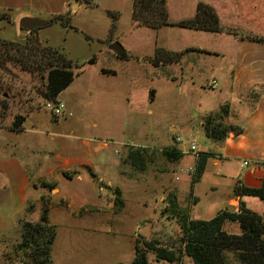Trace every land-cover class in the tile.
Returning a JSON list of instances; mask_svg holds the SVG:
<instances>
[{
	"label": "rangeland",
	"instance_id": "rangeland-1",
	"mask_svg": "<svg viewBox=\"0 0 264 264\" xmlns=\"http://www.w3.org/2000/svg\"><path fill=\"white\" fill-rule=\"evenodd\" d=\"M67 1L75 3L72 9L66 0H0V264H22L16 254L21 221H39L48 206L45 199L59 198L57 187L66 198L60 204L68 207L50 216L55 228L52 264H128L136 240L141 246L154 241L175 251L172 262L157 260L147 251L149 264H194L181 250L180 224L168 209L169 194L177 195L189 217L210 219L223 205L226 187L209 189L207 180L218 181L209 169L192 191L188 168H195L196 156L189 143L194 138L198 147L210 144L199 119V105L208 99L198 90L190 92L186 80L169 78V73L180 72L184 60L168 67L167 54L155 56L159 44L182 47L199 35L178 25L156 31L160 28L136 24L132 0ZM197 1L165 0L169 22L192 18ZM60 4L66 10L60 14L65 25L46 10L60 9ZM21 11L53 22L35 34L20 31L12 18ZM115 41L124 57L109 48ZM183 52H174L180 53L176 60ZM65 64H71L73 80L56 100H47V71ZM17 115L25 117L21 133L10 131ZM176 136L181 138L178 143ZM84 141L92 144L93 152L86 157L92 173L70 164L62 174L78 169V177L45 174L55 153L71 159L83 153ZM171 147L183 152L179 160L170 161L164 154ZM137 148L144 151L142 170L132 166L127 155ZM41 174L57 187L50 192L30 185L25 192L28 208L20 211L23 176L35 180ZM115 188L124 202L121 210L115 206ZM224 229L240 233L234 221L226 222ZM225 257L227 264H242L236 251H226Z\"/></svg>",
	"mask_w": 264,
	"mask_h": 264
},
{
	"label": "crops",
	"instance_id": "crops-1",
	"mask_svg": "<svg viewBox=\"0 0 264 264\" xmlns=\"http://www.w3.org/2000/svg\"><path fill=\"white\" fill-rule=\"evenodd\" d=\"M199 1L213 8L221 31L188 29L186 31H194L199 35L194 43L182 47H173L167 43L159 46L172 52L184 50L180 60L167 61L166 66H178L181 65V60H184L180 72L169 73V78L172 81L186 80L190 92L198 90L204 97L207 96L208 101L199 105V111L202 112L199 117L201 127L204 128L205 120L211 118L210 122L232 125L237 132H229L221 140L208 137L210 144L198 147L200 152L210 155L204 159L200 180L191 188L194 191L203 183L210 169V175L216 177L218 181L207 180L209 189L215 191L222 184L226 187L223 205L217 212L226 208L237 211L239 202L242 201L246 207L261 214L264 212V200L257 196L240 195L236 192V187L258 188L264 181V41L250 38L264 39V0H198L196 5ZM67 5H71L72 9L75 3L68 2ZM35 7L42 9L38 5ZM46 10H50L49 13L52 15L66 12L61 4L60 9ZM23 16L34 15L29 11L19 12L12 18L15 25L16 22L18 25L19 19ZM165 28L166 26H163L156 31ZM162 63L161 61L160 66ZM213 82L215 86L211 87ZM215 114L218 115L214 117ZM171 130L175 131L176 127H172ZM23 131L24 128L21 132ZM61 141L62 139H59L58 143L61 144ZM82 144L83 153H75L71 159L62 158L59 152L55 153L52 165H48L45 174L54 172L62 174L70 164L83 166L92 173V166L86 160L88 154L93 152L92 144L87 141ZM220 147L221 149L217 150ZM195 161L197 165V158ZM4 169L12 170L7 167ZM79 174L77 169L71 174L67 173V178L72 179L73 175L78 177ZM44 177L45 175L41 174L35 180H31L23 176L19 187L23 201L20 211H26L28 208L29 198L25 196V192L30 185L33 188L39 185L50 192L57 187L56 182L47 181ZM43 183L52 187L43 186ZM57 189L59 191L57 200L45 199L49 207L50 223L51 214L57 212L59 208L68 207L64 202L60 204L59 201H66V198L58 187ZM193 199L196 200L195 203L198 201L194 195ZM232 201H236L237 204H231Z\"/></svg>",
	"mask_w": 264,
	"mask_h": 264
},
{
	"label": "trees",
	"instance_id": "trees-1",
	"mask_svg": "<svg viewBox=\"0 0 264 264\" xmlns=\"http://www.w3.org/2000/svg\"><path fill=\"white\" fill-rule=\"evenodd\" d=\"M6 16V14H4ZM63 25V16H55ZM132 21L140 26L158 29L168 25H178L179 27L203 30V31H221L217 15L210 6L198 2L196 13L192 18L181 20L177 23H171L168 20V13L165 7V0H132ZM33 34H35L33 32ZM254 40L264 41L255 37ZM167 54L166 61L178 59L180 53L167 52L164 49H157V56ZM125 54L122 55L124 57ZM71 64L65 66H52L47 71L46 90L44 97L47 100H56L60 92L66 88L73 80V72L70 69ZM222 114V112H221ZM215 114L214 117H216ZM25 117L17 115L12 126L15 132L23 130ZM207 118L204 122L206 135L215 140H221L229 132L236 133L232 125H225L221 122H210ZM140 148L130 150L128 158L130 164L139 170L143 169L145 157ZM164 154L170 161L179 160L183 152L175 147L165 149ZM209 153L199 152L196 157L198 163L194 168L191 178V187L201 178L204 169V159ZM67 177V173H64ZM43 186L52 187L50 184L43 183ZM115 206L122 209L124 202L119 188H115ZM236 192L240 195L257 196L264 200V181L258 188L236 187ZM170 204L168 207L172 216L176 217L180 224L181 235L179 243L182 252L187 255L194 264H227L225 253L233 250L242 264H264V212L257 213L248 207L244 202H239L238 210L232 209L220 210L210 219H194L189 217L179 206L177 195L169 194ZM48 205V203L46 202ZM115 209V210H118ZM120 209V210H121ZM119 210V211H120ZM49 207L44 209L39 221H21V240L17 244L16 254L20 255L22 264H52L51 251L55 238L54 225L49 222ZM237 222L240 233L227 232L224 229L226 222ZM158 242L144 241L143 246L136 240L134 247L133 260L128 264H149L147 251H152L157 260L172 262L175 260V251L171 248L161 247ZM124 264V263H119Z\"/></svg>",
	"mask_w": 264,
	"mask_h": 264
},
{
	"label": "water",
	"instance_id": "water-1",
	"mask_svg": "<svg viewBox=\"0 0 264 264\" xmlns=\"http://www.w3.org/2000/svg\"><path fill=\"white\" fill-rule=\"evenodd\" d=\"M53 19L51 20H43L38 17L33 16H23L18 21V29L23 32H34L35 30L41 27H44L48 24H51ZM112 51H114L118 56H122L125 51L121 44L117 41L113 42L110 47Z\"/></svg>",
	"mask_w": 264,
	"mask_h": 264
},
{
	"label": "built area",
	"instance_id": "built-area-1",
	"mask_svg": "<svg viewBox=\"0 0 264 264\" xmlns=\"http://www.w3.org/2000/svg\"><path fill=\"white\" fill-rule=\"evenodd\" d=\"M214 86H215V82H213L211 87H214ZM46 106L47 107H51V105L49 103ZM60 106H61V104L60 105H56V108L54 109V113L55 114H59L60 113ZM175 141L178 143V142L181 141V138L179 136H176ZM189 149H190V152L193 153L196 157L198 156L200 151L198 149V145H197L196 140L194 138H192L190 140ZM244 164H246V162H244ZM188 172L193 173L194 172V167L193 168L189 167L188 168Z\"/></svg>",
	"mask_w": 264,
	"mask_h": 264
}]
</instances>
